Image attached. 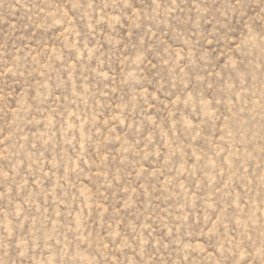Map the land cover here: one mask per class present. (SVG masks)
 <instances>
[{
	"label": "rangeland",
	"instance_id": "rangeland-1",
	"mask_svg": "<svg viewBox=\"0 0 264 264\" xmlns=\"http://www.w3.org/2000/svg\"><path fill=\"white\" fill-rule=\"evenodd\" d=\"M0 264H264V0H0Z\"/></svg>",
	"mask_w": 264,
	"mask_h": 264
}]
</instances>
